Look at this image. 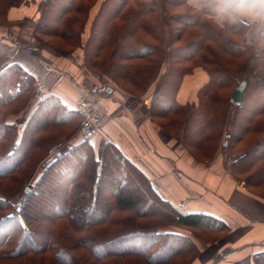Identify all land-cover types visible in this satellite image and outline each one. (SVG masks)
Instances as JSON below:
<instances>
[{
    "label": "trees",
    "instance_id": "trees-1",
    "mask_svg": "<svg viewBox=\"0 0 264 264\" xmlns=\"http://www.w3.org/2000/svg\"><path fill=\"white\" fill-rule=\"evenodd\" d=\"M29 3L0 0V26L31 25L37 47L49 43L91 84L108 69L126 94L161 80L165 18L170 71L149 102L153 119L180 125L200 162L212 161L218 149L226 161L241 154L233 173L264 199V26L221 18L204 0H42L37 20L10 21ZM195 79L202 83L193 103L186 97ZM244 81L242 105L235 106L232 96ZM36 90L21 66L0 70V264H198V241L212 245L228 234L218 220L164 201L112 143L101 159L89 140L52 157L53 145L77 131L80 114ZM21 116L22 126L12 121ZM237 264H264V252Z\"/></svg>",
    "mask_w": 264,
    "mask_h": 264
},
{
    "label": "crops",
    "instance_id": "crops-1",
    "mask_svg": "<svg viewBox=\"0 0 264 264\" xmlns=\"http://www.w3.org/2000/svg\"><path fill=\"white\" fill-rule=\"evenodd\" d=\"M41 1L30 0L29 4L11 12L10 21L37 20ZM21 38L7 27L0 26V70L13 64L21 66L36 79L37 89L42 88L43 95H56L66 107L76 109L78 99L92 81L80 80V74L76 73L80 68H76L72 60L60 56L49 43L37 47L32 36L29 43H24ZM76 59L83 64L84 52H77ZM100 79L102 81L98 80L96 84L98 89L93 92L108 104L103 115L104 126L101 127L105 139L99 132L100 135L94 133L89 137L98 159H101L106 143L114 144L152 179L155 190L164 201L188 214L214 218L229 228L228 234L215 244L201 241L198 264H237L264 252V199L244 188V181L232 172L233 162L226 163L223 155L216 156L211 162L197 161L183 145L182 137L173 143L153 121L147 105L134 114L114 116L118 108L127 110L123 98L127 94L112 83L107 84V75ZM201 83L196 79L189 81L188 101L192 102ZM12 121L21 124L24 116ZM217 256L222 257L219 262L213 260Z\"/></svg>",
    "mask_w": 264,
    "mask_h": 264
},
{
    "label": "rangeland",
    "instance_id": "rangeland-1",
    "mask_svg": "<svg viewBox=\"0 0 264 264\" xmlns=\"http://www.w3.org/2000/svg\"><path fill=\"white\" fill-rule=\"evenodd\" d=\"M163 23H164V33H163V37H164V39H163V41H164V45H165V47H166V50H167V56H166V58H165V60H164V67H163V74H162V77H161V80L159 81V82H157V83H155V84H150V85H148L147 87H146V90L144 91V92H142V93H135V94H127V96L126 97H123L124 99H125V101L127 102V104H125L126 105V109L127 110H123V109H121V108H118V110H116L115 112H114V116H128V115H130V114H134V113H136V112H138L140 109H143L146 105L148 106V108H149V113H150V115H151V118L153 119V117H152V114H151V110H150V106H149V102L151 101V98H153L155 95H157L159 92H160V90H161V88H162V85H163V83L165 82V80H166V78H167V76H168V73H169V71H170V60H169V51H170V47H169V45H170V33H171V31H170V28H169V25H168V22L166 21V19L165 18H163ZM19 27H21V26H18V25H16V26H14V27H11V28H8L12 33H14V34H16V36L18 37V38H20L21 36H22V38L21 39H23V40H25L26 41V39H28V43L30 42V38L29 37H31V36H33V31L31 30V29H29V28H31V25H28V26H24V27H22V28H19ZM27 42V41H26ZM37 43H36V41H34V45L35 46H37L36 45ZM31 49H32V47H30ZM76 72V71H75ZM77 74L79 73L80 74V80L81 79H83V80H88V81H90L91 82V79H89V76H88V74L86 73V72H82V71H80V70H77V72H76ZM104 75H107L108 77H109V73H108V69L106 70V72L104 73V74H102V75H100L101 77H99V78H97V82H98V80L99 81H102V79H100V78H102ZM110 83H112L111 82V79L109 78V80H108V83L107 84H110ZM114 83V82H113ZM112 83V84H113ZM86 84H88V83H86ZM98 84V83H97ZM160 85V88L158 89L157 88V86H159ZM119 88V87H118ZM153 88H155V89H153ZM94 89H98V86L94 83V84H88V86L86 87V90H85V92L83 93V95L84 94H86V93H88V92H92ZM82 95V96H83ZM81 96V97H82ZM196 95H194V97H192V102L193 103H195L194 101H196V97H195ZM104 99V98H103ZM105 102V104L106 105H108L107 104V101L105 100L104 101ZM107 112V111H106ZM105 114V113H104ZM103 114V115H104ZM153 121L154 122H156L160 127H161V129L163 130V132H165V134L167 135V133L169 132L170 134H172L173 136H174V138H171V141H173V143L175 142V139H177L178 137H182V139H183V134H182V131H178L179 129H180V125H177V126H169V124L167 123V121H165V120H161V121H156L155 119H153ZM104 121H103V116L100 118V120L98 121V123H97V125H96V132H99V133H102V128L101 127H103L104 126ZM24 123V121H22L21 122V126H22V124ZM77 127H78V129H77V131L72 135V136H69V137H67V138H65L64 140L62 139V140H60V141H58L57 143H55V145H53V149L51 150V156L53 157V156H55L56 154L54 153L56 150H58V149H62V148H64V145L65 144H68V143H70L71 142V144H68L67 146L68 147H71V146H74V145H77L78 144V142H72V141H68V139L69 138H74L75 136H76V134L78 133V130H79V127H80V120H79V122H78V124H77ZM99 133H97L98 135H100ZM168 133V134H169ZM104 134L105 133H102L100 136H102L103 137V139H105V137H104ZM169 134V135H170ZM168 136V135H167ZM171 136V135H170ZM169 136V137H170ZM65 142H68V143H65ZM61 143H65L64 145H62V146H60L59 147V145L61 144ZM183 145L185 146V142H184V139H183ZM67 146H66V148H67ZM185 148H186V146H185ZM187 149V148H186ZM188 150V149H187ZM189 151V150H188ZM189 154L190 155H192L191 153H190V151H189ZM220 155H222V150L221 149H218V151L215 153V156L213 157V160H214V158L216 157V156H220ZM241 154H235V155H233V156H231L227 161H226V159H224L225 161H226V163H228V162H234V160H236L239 156H240ZM51 157V158H52ZM194 157V156H193ZM195 158V157H194ZM50 160V159H49ZM197 161H199L200 162V160H198V159H196ZM212 160V161H213ZM46 162V161H45ZM49 162V161H48ZM47 162V163H48ZM202 162V161H201ZM206 162H211V161H203V163H206ZM46 163V164H47ZM233 164V163H232ZM40 171H41V169L39 168L38 169V171H37V174L35 175V177H34V180H32V182H31V184H33L34 182H35V179L39 176V174H40ZM147 172H148V174L152 177L153 176V178H155L154 177V175L149 171V170H146ZM232 172H233V170H232ZM244 184H245V182H244ZM27 187H29V186H27ZM63 188L65 189V187L63 186ZM244 188L249 192V193H251L247 188H246V185L244 186ZM27 189V188H26ZM29 189V188H28ZM254 195V194H253ZM257 197V196H256ZM260 198V197H259ZM14 203L17 205V206H19L20 205V203H21V200H20V198H19V196H17V198L14 200ZM203 241V240H202ZM198 244H199V248H200V246H201V241H198ZM215 244V243H214ZM201 250V249H200ZM215 249L214 248H212V251H214Z\"/></svg>",
    "mask_w": 264,
    "mask_h": 264
},
{
    "label": "clouds",
    "instance_id": "clouds-1",
    "mask_svg": "<svg viewBox=\"0 0 264 264\" xmlns=\"http://www.w3.org/2000/svg\"><path fill=\"white\" fill-rule=\"evenodd\" d=\"M216 14L225 19L248 18L264 26V0H204Z\"/></svg>",
    "mask_w": 264,
    "mask_h": 264
},
{
    "label": "built area",
    "instance_id": "built-area-1",
    "mask_svg": "<svg viewBox=\"0 0 264 264\" xmlns=\"http://www.w3.org/2000/svg\"><path fill=\"white\" fill-rule=\"evenodd\" d=\"M77 108L81 115V121L78 133L73 138L75 141L79 137L87 136L96 131V125L107 105L103 100L96 99L91 93H87L80 98Z\"/></svg>",
    "mask_w": 264,
    "mask_h": 264
},
{
    "label": "water",
    "instance_id": "water-1",
    "mask_svg": "<svg viewBox=\"0 0 264 264\" xmlns=\"http://www.w3.org/2000/svg\"><path fill=\"white\" fill-rule=\"evenodd\" d=\"M247 88V83L244 81L242 82L234 91V94L231 99V103L235 106H241L243 99H244V94ZM108 92H111V90H108ZM229 137V136H228ZM26 193H30V189H26Z\"/></svg>",
    "mask_w": 264,
    "mask_h": 264
}]
</instances>
